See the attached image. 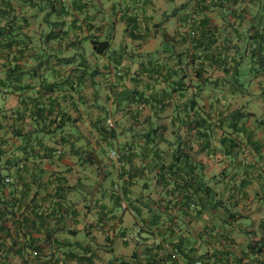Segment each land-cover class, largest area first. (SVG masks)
I'll use <instances>...</instances> for the list:
<instances>
[{"label": "crops", "instance_id": "crops-1", "mask_svg": "<svg viewBox=\"0 0 264 264\" xmlns=\"http://www.w3.org/2000/svg\"><path fill=\"white\" fill-rule=\"evenodd\" d=\"M38 1L17 14L42 17L18 58L23 91L0 56V176L14 184L0 201L18 200L12 232L35 225L45 255L28 264H264V0ZM124 176L143 215L120 206Z\"/></svg>", "mask_w": 264, "mask_h": 264}, {"label": "trees", "instance_id": "trees-1", "mask_svg": "<svg viewBox=\"0 0 264 264\" xmlns=\"http://www.w3.org/2000/svg\"><path fill=\"white\" fill-rule=\"evenodd\" d=\"M54 1L52 2V5H54ZM38 7L39 1L38 0H0V56L5 58V66L6 68V75L7 79L4 81L5 86L8 88L13 89L14 93L21 92L24 90V88L18 85L20 84V81H17L19 76H16V71L18 70V58H21L25 54V50L28 49L29 45L31 44L32 37L28 35L27 29L30 28L32 21L34 19H37L35 17H27V16H18V11L22 10L24 7ZM54 7V6H53ZM22 12V11H21ZM44 21L47 22L48 25L52 26L53 28L56 26V22H53L51 18L47 17L44 18ZM56 33L54 31L47 34V40L55 39ZM95 49L98 53L103 54L108 49V43L104 42L101 43L99 41L93 40ZM14 52V54H13ZM38 53L35 54L34 57H38ZM9 61V65L11 67L7 68V63ZM28 90V88L25 89V91ZM3 91H0V95H2ZM1 98V96H0ZM28 98L22 99V103L25 101V106L28 104ZM4 113V110L0 111V114ZM56 122H53L45 128L47 131L41 130L42 133H46L48 135L56 134L57 131L61 128V126H55ZM1 128V125H0ZM53 128V129H52ZM108 130V129H107ZM56 144L58 141L55 142ZM63 143V140H62ZM55 147L49 146L46 149V153L48 155H51L56 153ZM0 151L3 152L2 148H0ZM119 152V151H118ZM121 155L120 163L123 162L125 156L121 152H119ZM7 176H0V194H3L4 189L8 188L10 185H14L13 182L11 184L6 182ZM124 180L122 183V186H116L115 187V193L119 198L120 206L123 210L122 203L124 202L130 212L136 213V215H143V208L137 209L136 207H130L126 196L129 195L128 190V184L131 183L130 178L122 177ZM173 178H169L168 174H163L160 176V184L166 188L169 189L170 187L173 188L172 180ZM190 194V193H189ZM189 194L186 195V206L188 207L189 203ZM24 196V195H23ZM23 198V197H21ZM21 198L19 200H21ZM150 199V198H148ZM10 201H15L16 204H10ZM17 199L13 197L11 200L8 198H4L3 201H0V264H9L8 260L9 257H15L21 260V264H28L32 263L31 256H34V258H41L44 257L45 252H43V246L40 245V242L36 238H31L30 231H34L35 225L28 228V223H25V219H20L13 221L14 226V232L8 227L7 221L8 217L9 219H16L18 215L15 213V207L17 205ZM192 207H196L195 204L192 205ZM189 208V207H188ZM148 213L145 217V226H149L150 230L152 229L154 224H158V215H155V212L153 208L147 206ZM12 221V220H11ZM27 221H29L27 219ZM29 231V232H28ZM53 241L52 239H47L44 241V245H52ZM66 253V257L69 261H77L79 263L83 264H95L94 259L91 257H88L86 255L79 256L75 252H64ZM59 257H55L54 254H52V257L50 258V262L47 264H54L53 262H56ZM53 261V262H51ZM201 262V264H204L202 260H198L196 262ZM194 262L193 264H195ZM155 264V259L149 258L147 262H142L141 259L133 255L132 260H112L108 264Z\"/></svg>", "mask_w": 264, "mask_h": 264}, {"label": "built area", "instance_id": "built-area-1", "mask_svg": "<svg viewBox=\"0 0 264 264\" xmlns=\"http://www.w3.org/2000/svg\"><path fill=\"white\" fill-rule=\"evenodd\" d=\"M109 126L110 127H113V123L112 122H109ZM109 157H110V159L111 160H113L114 162H116V163H120V159H121V155H120V153L118 152V151H116V150H110V152H109ZM6 182H10V179H6ZM122 206H123V210L124 211H129V209H128V207H127V205L123 202L122 203ZM132 212V211H131ZM140 230L138 229V232H139ZM195 264H201V262L199 261V262H196Z\"/></svg>", "mask_w": 264, "mask_h": 264}, {"label": "rangeland", "instance_id": "rangeland-1", "mask_svg": "<svg viewBox=\"0 0 264 264\" xmlns=\"http://www.w3.org/2000/svg\"><path fill=\"white\" fill-rule=\"evenodd\" d=\"M40 19H42V17H38L37 16V20L39 21ZM45 30V29H44ZM45 31H50L49 29H48V26H47V29L45 30ZM44 35V36H43ZM37 36V35H36ZM42 36L44 37L43 39H41L42 38ZM42 36H39L40 37V39L42 40V43L44 42V43H47V42H50V40H47V37H45L46 35L45 34H42ZM38 37V36H37ZM39 39V40H40ZM130 211V210H129Z\"/></svg>", "mask_w": 264, "mask_h": 264}]
</instances>
